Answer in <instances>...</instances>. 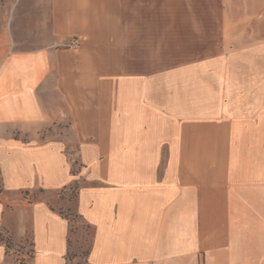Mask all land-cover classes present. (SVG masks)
Segmentation results:
<instances>
[{
    "label": "crops",
    "instance_id": "1",
    "mask_svg": "<svg viewBox=\"0 0 264 264\" xmlns=\"http://www.w3.org/2000/svg\"><path fill=\"white\" fill-rule=\"evenodd\" d=\"M220 2L27 0L0 20V264L28 238L26 264H81L83 245L84 264H264V0ZM208 24L231 26L199 64L231 111L177 114L160 26Z\"/></svg>",
    "mask_w": 264,
    "mask_h": 264
},
{
    "label": "rangeland",
    "instance_id": "2",
    "mask_svg": "<svg viewBox=\"0 0 264 264\" xmlns=\"http://www.w3.org/2000/svg\"><path fill=\"white\" fill-rule=\"evenodd\" d=\"M221 0H193V13L196 16H209L215 17L220 16L219 11H215L213 6L216 3H221ZM16 7L11 10V6L4 4V0H0V20L1 23L12 20V23L22 16V11L25 8L27 0H16ZM175 10V11H174ZM175 16H183L182 10L171 9L170 10ZM161 15H168V10L161 9ZM8 20V21H7ZM174 28V30H172ZM187 26L176 25V26H160V40H159V53H160V98L165 100L167 107L171 111L177 114H183L187 106L185 102H191V112L195 117H199L204 114L211 113H230V105L224 104L223 106L215 104L222 98L228 101V95H220L215 92V89L205 88V78L209 79L210 74H205L199 69L200 54L207 53L211 56L217 54L223 49H228L226 46L227 42L221 40L222 34L229 33L231 26H222L219 24H208L192 26L189 29ZM174 33V34H173ZM18 34H20L18 32ZM17 34V35H18ZM170 34V35H169ZM174 71L172 72V69ZM230 80V72L224 73ZM185 84L188 86L185 87ZM220 95V96H219ZM230 95V90H229ZM220 98H219V97ZM224 96V97H223ZM215 97V98H213ZM222 108V109H220ZM70 155V153H69ZM70 159L76 163L72 165V169L78 171L81 169V165L78 160ZM62 198H69L74 201L75 192L72 190L64 191L61 193ZM66 215L71 217L73 220H77L76 214L70 209L64 211ZM32 241L27 239L25 245L14 246L17 258V264H26V260L22 255L29 254L32 251ZM24 251V252H23ZM19 252H23L19 254ZM71 255H79L81 257V264H84V260L87 254V245H83L78 253L75 252V248H71Z\"/></svg>",
    "mask_w": 264,
    "mask_h": 264
},
{
    "label": "trees",
    "instance_id": "3",
    "mask_svg": "<svg viewBox=\"0 0 264 264\" xmlns=\"http://www.w3.org/2000/svg\"><path fill=\"white\" fill-rule=\"evenodd\" d=\"M1 241L5 242L6 243V246L7 248H11L12 247V243H11V240L8 238V239H5L2 235H1Z\"/></svg>",
    "mask_w": 264,
    "mask_h": 264
}]
</instances>
